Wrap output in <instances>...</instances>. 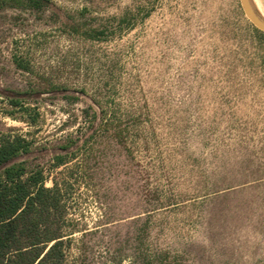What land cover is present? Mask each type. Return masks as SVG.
<instances>
[{
    "label": "rangeland",
    "instance_id": "rangeland-1",
    "mask_svg": "<svg viewBox=\"0 0 264 264\" xmlns=\"http://www.w3.org/2000/svg\"><path fill=\"white\" fill-rule=\"evenodd\" d=\"M42 2L0 6V136L57 191L66 264H264V33L240 0Z\"/></svg>",
    "mask_w": 264,
    "mask_h": 264
},
{
    "label": "trees",
    "instance_id": "trees-1",
    "mask_svg": "<svg viewBox=\"0 0 264 264\" xmlns=\"http://www.w3.org/2000/svg\"><path fill=\"white\" fill-rule=\"evenodd\" d=\"M9 3L34 9L43 5L42 0H0V6ZM83 33L92 38L103 30L87 29ZM15 63L25 68L19 59ZM10 104L21 103L15 98ZM28 150L29 142L22 135L0 136V264H66L61 227L51 218L58 203L57 191L44 185L41 168H27L23 161L11 162ZM63 161V154L54 156V165Z\"/></svg>",
    "mask_w": 264,
    "mask_h": 264
},
{
    "label": "water",
    "instance_id": "water-1",
    "mask_svg": "<svg viewBox=\"0 0 264 264\" xmlns=\"http://www.w3.org/2000/svg\"><path fill=\"white\" fill-rule=\"evenodd\" d=\"M244 13L252 24L264 32V16L260 13L253 0H240Z\"/></svg>",
    "mask_w": 264,
    "mask_h": 264
},
{
    "label": "bare ground",
    "instance_id": "bare-ground-1",
    "mask_svg": "<svg viewBox=\"0 0 264 264\" xmlns=\"http://www.w3.org/2000/svg\"><path fill=\"white\" fill-rule=\"evenodd\" d=\"M258 5V4H257Z\"/></svg>",
    "mask_w": 264,
    "mask_h": 264
}]
</instances>
